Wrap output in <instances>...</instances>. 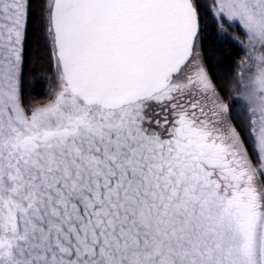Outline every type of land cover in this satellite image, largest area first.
Segmentation results:
<instances>
[{
  "label": "snow or ice",
  "instance_id": "snow-or-ice-1",
  "mask_svg": "<svg viewBox=\"0 0 264 264\" xmlns=\"http://www.w3.org/2000/svg\"><path fill=\"white\" fill-rule=\"evenodd\" d=\"M0 264H264V0H0Z\"/></svg>",
  "mask_w": 264,
  "mask_h": 264
},
{
  "label": "trees",
  "instance_id": "trees-1",
  "mask_svg": "<svg viewBox=\"0 0 264 264\" xmlns=\"http://www.w3.org/2000/svg\"><path fill=\"white\" fill-rule=\"evenodd\" d=\"M239 27V24H237ZM238 35V33H234ZM244 53L240 50V46L237 45L235 48L217 49V46L212 41H206L205 43V57L206 64L209 72L214 79H221L226 74L230 75L228 69L229 66L235 68L236 63ZM35 69V74L40 75L42 70L40 69L39 61L32 65ZM225 102L230 100L227 92L224 94Z\"/></svg>",
  "mask_w": 264,
  "mask_h": 264
},
{
  "label": "rangeland",
  "instance_id": "rangeland-1",
  "mask_svg": "<svg viewBox=\"0 0 264 264\" xmlns=\"http://www.w3.org/2000/svg\"><path fill=\"white\" fill-rule=\"evenodd\" d=\"M237 24H239L238 21H237Z\"/></svg>",
  "mask_w": 264,
  "mask_h": 264
}]
</instances>
